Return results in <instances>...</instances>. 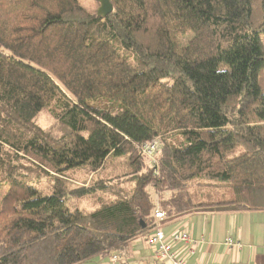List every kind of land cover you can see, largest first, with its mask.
Wrapping results in <instances>:
<instances>
[{
  "label": "trees",
  "instance_id": "trees-1",
  "mask_svg": "<svg viewBox=\"0 0 264 264\" xmlns=\"http://www.w3.org/2000/svg\"><path fill=\"white\" fill-rule=\"evenodd\" d=\"M110 2L99 19L78 0H0V264L123 250L157 204L165 220L202 207L196 180L231 187L217 211L264 210V0ZM43 111L56 136L35 124ZM153 139L156 173L139 150ZM118 159L128 186L70 210L93 191L63 178ZM45 178L49 193L33 184Z\"/></svg>",
  "mask_w": 264,
  "mask_h": 264
},
{
  "label": "crops",
  "instance_id": "crops-1",
  "mask_svg": "<svg viewBox=\"0 0 264 264\" xmlns=\"http://www.w3.org/2000/svg\"><path fill=\"white\" fill-rule=\"evenodd\" d=\"M153 226L161 228L166 236L175 232L191 235L197 244L193 254L186 255V264H264V210L197 209L163 222L153 221ZM146 234L128 242L123 250L95 257L84 264H170L154 260ZM228 238L238 241L241 248L226 247L224 241ZM173 247L185 255L180 245Z\"/></svg>",
  "mask_w": 264,
  "mask_h": 264
},
{
  "label": "rangeland",
  "instance_id": "rangeland-1",
  "mask_svg": "<svg viewBox=\"0 0 264 264\" xmlns=\"http://www.w3.org/2000/svg\"><path fill=\"white\" fill-rule=\"evenodd\" d=\"M78 2L90 13H96L98 4L94 0H78ZM188 39L189 35L181 38L180 40L182 44H186ZM260 85L262 87V91L264 92V68L260 74ZM35 124L42 130H46L53 134L56 133V125L53 123V120L47 111H43L37 115ZM56 135L57 134L54 136ZM239 152L240 150H236L235 154H238ZM127 171L128 169L125 159H118L107 161L104 167L95 173H90L87 168L75 171L74 173H68L63 178L68 185L73 187H85L86 189L91 188L93 191L92 194L85 197L71 198L67 203L68 208H70V210L74 208H81L85 211H92L101 204L109 202L112 199V191H117V189L128 186V177L125 176ZM33 184L44 193H49L52 190V181L48 178L41 180L34 179ZM97 185L106 188L104 190H95ZM188 189L193 195L194 201L203 205L198 209L218 210L221 207L218 206V204H226L234 200L231 187L220 182L196 180L189 183ZM6 193L7 187L0 183V203ZM156 208L163 211L160 206Z\"/></svg>",
  "mask_w": 264,
  "mask_h": 264
},
{
  "label": "built area",
  "instance_id": "built-area-1",
  "mask_svg": "<svg viewBox=\"0 0 264 264\" xmlns=\"http://www.w3.org/2000/svg\"><path fill=\"white\" fill-rule=\"evenodd\" d=\"M160 148L161 145L158 139L148 141L139 147L141 155L144 157L148 166L154 169V173H156V157ZM153 217L154 221L157 222H163L165 220L164 213L158 208H155ZM146 243L152 251L154 260L160 262L166 261L170 264H186L187 256L193 254L194 247L197 244L188 233L175 232L170 236H166L161 228L157 226H153L150 230ZM174 245H180L185 255L176 252L173 247ZM224 245L231 249L241 248V244L238 241H234L230 238L224 241Z\"/></svg>",
  "mask_w": 264,
  "mask_h": 264
},
{
  "label": "water",
  "instance_id": "water-1",
  "mask_svg": "<svg viewBox=\"0 0 264 264\" xmlns=\"http://www.w3.org/2000/svg\"><path fill=\"white\" fill-rule=\"evenodd\" d=\"M98 4L95 18L104 19L113 13V6L110 0H94Z\"/></svg>",
  "mask_w": 264,
  "mask_h": 264
}]
</instances>
